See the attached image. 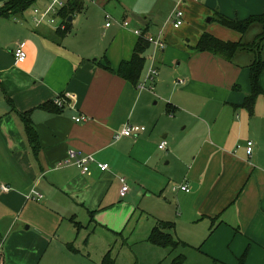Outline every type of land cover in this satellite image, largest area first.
<instances>
[{
    "label": "crops",
    "instance_id": "obj_1",
    "mask_svg": "<svg viewBox=\"0 0 264 264\" xmlns=\"http://www.w3.org/2000/svg\"><path fill=\"white\" fill-rule=\"evenodd\" d=\"M81 1L63 39L56 31L64 24L34 27L31 7L21 16H0V187L9 188L0 190V264H96L81 244L84 237L91 238L89 226L114 231L107 222L128 216L135 197L146 199L154 227L172 225L165 232L184 244L179 248L185 253L209 264H237L246 252L244 264H264V71L259 77L262 94L250 113L240 105L250 93L254 53L239 50L226 61L189 48L203 33L225 42L252 43L260 25L242 35L216 23L214 13L242 21L261 14L264 0H132V11L127 0H87L98 12L119 10L123 19L129 14L128 28L104 26L98 40L78 36V29L72 33L84 8L89 11ZM176 7L184 19L173 28L170 15ZM253 26L258 32L251 37ZM134 30L146 31L147 37L160 35L165 44L158 51L150 45L145 54L150 63L153 58L150 65L157 68L174 59L185 64L181 88L169 90L171 74L163 67L143 90L115 74L132 56L140 37ZM19 45L26 59L16 64L13 50ZM106 64L113 72L104 69ZM162 89L169 90L168 97L158 99L170 117L178 111L171 121H180L187 134L176 136L169 125L160 126L163 114L150 116L148 106ZM60 95L68 97L60 113L40 108ZM205 99L214 107L204 114L184 108ZM21 114L34 126L37 153L27 141ZM74 117L85 121L76 123ZM126 125L148 128L115 140ZM247 141L254 143L249 157ZM161 142L166 143L163 150ZM69 150L93 157L89 174L61 166ZM96 163L107 164L108 170L100 172ZM130 166L134 186L121 197L120 177ZM174 185H186L189 191L173 190ZM31 189L43 199L26 200ZM151 201L156 212L150 210ZM108 250L102 243L99 264Z\"/></svg>",
    "mask_w": 264,
    "mask_h": 264
},
{
    "label": "rangeland",
    "instance_id": "obj_2",
    "mask_svg": "<svg viewBox=\"0 0 264 264\" xmlns=\"http://www.w3.org/2000/svg\"><path fill=\"white\" fill-rule=\"evenodd\" d=\"M127 3L130 5L129 10L132 11V0H127ZM87 5L89 6V11L86 12V9L84 8V11L79 16L80 18L78 19V25L76 26V23H74V25L72 26L73 34H75L78 29V36L89 35L91 38L98 40V36H100L102 28L105 26L106 23L104 18L105 12L110 15L112 19L116 20V22L120 23L125 20L129 25H131L129 21V14L126 15L127 17L123 19L122 11H105L104 13L101 11L98 12L96 8L92 7L90 1L88 2L87 0H85L84 6L86 7ZM107 10L109 9L107 8ZM60 23L61 22L57 20L53 26L57 28ZM112 26L118 25L117 23H113ZM257 32L258 26H253L251 28V31H249V35L253 37ZM109 37L110 36H107V38L104 40L105 43L108 42ZM261 38L262 37L260 36L259 38L255 39L252 43H249L248 47L253 50L254 54H259L261 59L264 60V40ZM105 43H102L103 48L106 47ZM179 62L180 59H174V61H170L169 63H165L163 65L157 64L158 67H163L166 69V74H171L170 79L167 81L169 90L173 88H181L180 86H178V81L181 80V74L185 71L186 66L184 63L178 65ZM150 64L151 63L149 59H147L140 82L143 81L145 77L144 71L146 72L145 69H148ZM158 67H155L157 71ZM169 90L162 89L160 94L157 92L159 96L156 95L157 99H153L150 103V106H148L150 116L155 119L157 117H160L161 114H163L164 117L159 120L160 126L169 125L173 130V133L176 134V136H180L185 133L187 134L188 131L185 132L182 129L184 125H181L180 121H171L178 115V111L175 113L174 117H170L166 112V104L160 101V99H158L167 98L168 96H165V94H167ZM65 97L66 95L64 96V98ZM213 107V103L205 99L198 100L193 106H190L189 104L184 108L192 112V114L199 115V112L204 114L205 112L212 110L210 108ZM144 126L148 128L147 125ZM142 171L144 172L145 170ZM123 174L124 175H121L120 178H124L127 187L132 188V186H134V184L132 183V176L135 177V173L132 174V166L128 167L127 173L123 172ZM160 175L161 177H163L161 173ZM174 186L177 187L176 185ZM133 202L134 203H132V212H130L128 216H122L120 218L107 222V225H110L111 228L114 229V231L98 225L89 226V231L91 230V228H93V232L89 235L91 236V238L88 241V239L84 237L81 240V244L85 247L86 250H89V252H85L86 255H90V261H94L96 264H99V253L101 252L100 246L102 243H107V245H109L108 252L110 256L114 259L115 264H174V260H176L180 256L179 253H181V256L183 257L182 264H209L205 260V262L200 260V258H198V256L194 253H185L184 248H179L181 246H178L176 248L177 250L170 253L168 249H162L157 246L155 247L154 245L149 243L148 239L150 236L151 229L155 225V220L153 218V215L149 217L146 214L148 212L145 209V206L147 204L145 198L142 197L140 199L139 197H135L133 198ZM124 203L125 200H122V202H120V204ZM149 203H152L149 205L151 207L150 210L156 212V210H158L156 203L152 201ZM127 212L128 209H122L123 214ZM104 219V221H107V216ZM81 220L83 222L82 224L84 225L88 223V219ZM91 247L93 250L92 252Z\"/></svg>",
    "mask_w": 264,
    "mask_h": 264
},
{
    "label": "trees",
    "instance_id": "obj_3",
    "mask_svg": "<svg viewBox=\"0 0 264 264\" xmlns=\"http://www.w3.org/2000/svg\"><path fill=\"white\" fill-rule=\"evenodd\" d=\"M40 0H6L0 4V16H21L23 15L32 5L36 4ZM82 9L81 0H69L66 3V6L59 11L58 16L61 19L62 23L65 25L63 30H57L56 36L59 39H63L69 31L70 23L67 21L68 18H73L75 14L79 13ZM216 23L220 26L238 32L240 34L246 33L249 27L253 24H258L261 26V39L264 40V10L259 15L250 16L245 20L239 21L235 19H230L222 14L216 12L214 13V19ZM147 34L146 31L141 32L132 56L129 61L122 62L118 69L115 71V74L125 81L129 82L133 86L137 87L140 82L145 63H146V51L150 47L149 42L146 40ZM256 38V39H257ZM261 41V40H260ZM194 53H210L214 56H218L226 61H231L235 56L236 52L239 50H249L250 47L240 42H225L217 39L216 37L203 33L195 46L189 47ZM255 58L249 66V80H250V93L245 97L244 101L240 105L241 107L248 110L251 113L255 99L258 95L262 94V90L259 85L260 74L264 71V60L261 59L260 55L254 54ZM104 69L113 72L111 67L106 64ZM44 111L51 114L60 113L64 107L58 108L53 102L46 103L42 105ZM168 114H171V111H167ZM20 118L24 125V131L27 138V141L34 153L38 152V140L37 135L34 129V126L31 120L26 116V114H21ZM172 225L170 223L160 222L156 227H154L149 236V243L160 248H167L170 250H175L178 246H184V244L176 241L170 233H166L165 230L171 229ZM246 259V252L238 259L237 264H244ZM183 257L179 256L174 260V264H182ZM101 264H115L114 259L110 256L109 252L104 255L102 258Z\"/></svg>",
    "mask_w": 264,
    "mask_h": 264
},
{
    "label": "built area",
    "instance_id": "obj_4",
    "mask_svg": "<svg viewBox=\"0 0 264 264\" xmlns=\"http://www.w3.org/2000/svg\"><path fill=\"white\" fill-rule=\"evenodd\" d=\"M68 1L69 0H43L42 5H39V4L32 5L30 8L31 23L33 24L34 27H39L43 24H47L50 26L54 25L56 20L59 18V16H58L59 11L62 10L66 6V3ZM170 19L172 20L173 28L180 27L182 25L183 19H184L183 11L176 7L173 10V12L171 13ZM105 21H106V23H105L106 28L112 26V24L116 22L108 14L105 15ZM61 25H63L62 22H61ZM117 25L121 26L122 28H128L129 24L126 21H122L120 23L117 22ZM60 28L63 29L64 26H61ZM134 33L138 36H141V32L139 30H134ZM146 40L153 47L154 51L163 50L165 47V44L162 41V38L160 35L157 37H151V36L146 37ZM13 58H14V62L16 64H20V63H23L25 61L26 54L20 45L16 46L14 48ZM152 62H153V58H151V64H152ZM156 76H157V70L155 69L154 65H150V67L148 68V70L145 74L143 82L139 83L137 86L138 90L146 89V87H145L146 83H149L150 85H152ZM179 83L183 84L182 81H179ZM148 89L151 90L152 86H149ZM64 96L65 95L58 96L56 99L53 100V104L58 108L64 107V105L67 104V99H68L67 96L65 98H64ZM73 120L76 123L85 121V119L83 117H74ZM145 130L146 129L144 126L126 125L121 131L114 134V139L117 140L121 137H132V136L143 133ZM165 147H166L165 142H161L158 146V148L160 150L165 149ZM253 148H254V143L252 141H247L244 149H245V153L248 157L251 156V154L253 153ZM91 163H94V159L92 156L81 155L74 150H69L67 153V157L63 161L61 166H63V167L74 166V167L78 168L82 174H89L90 173L89 167H90ZM96 167L100 172H104V171L108 170L107 164L96 163ZM120 182L122 184L121 189H120V196L124 197L125 194L128 192L129 188L126 185L124 178H120ZM176 189H179V190L184 191V192L189 191L186 185L180 186V187H173V190H176ZM0 190L6 192L9 190V188L7 186L2 185L0 187ZM25 198H26V200L38 202V201H41L43 199V195L38 193L35 189H31L29 191V193L25 196Z\"/></svg>",
    "mask_w": 264,
    "mask_h": 264
},
{
    "label": "water",
    "instance_id": "obj_5",
    "mask_svg": "<svg viewBox=\"0 0 264 264\" xmlns=\"http://www.w3.org/2000/svg\"><path fill=\"white\" fill-rule=\"evenodd\" d=\"M6 0H0V4H2L3 2H5ZM68 22H70L71 21V18H68V20H67Z\"/></svg>",
    "mask_w": 264,
    "mask_h": 264
}]
</instances>
